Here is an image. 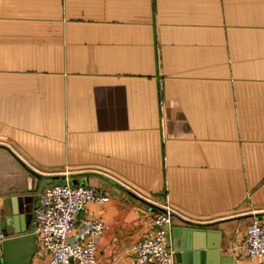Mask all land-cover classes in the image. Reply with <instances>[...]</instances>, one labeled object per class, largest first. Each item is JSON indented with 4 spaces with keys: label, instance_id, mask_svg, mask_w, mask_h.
<instances>
[{
    "label": "crops",
    "instance_id": "0c3cea01",
    "mask_svg": "<svg viewBox=\"0 0 264 264\" xmlns=\"http://www.w3.org/2000/svg\"><path fill=\"white\" fill-rule=\"evenodd\" d=\"M59 177L109 196L71 233L109 224L97 264H138L164 206L167 237L191 223L213 247L201 264H259L244 242L264 223V0H0V217L30 196L34 223ZM50 261L35 239L29 264Z\"/></svg>",
    "mask_w": 264,
    "mask_h": 264
},
{
    "label": "built area",
    "instance_id": "2783aa9c",
    "mask_svg": "<svg viewBox=\"0 0 264 264\" xmlns=\"http://www.w3.org/2000/svg\"><path fill=\"white\" fill-rule=\"evenodd\" d=\"M108 200L102 191L85 184H53L43 189L34 209V235L38 245L51 255L50 264H97L96 238L110 229L109 224L101 218L85 219L90 235L84 242L72 240L71 233L88 202ZM174 217L168 206L157 213L148 235L132 247L138 264H176L167 241V227ZM244 248L251 260L264 264V223L257 218L247 227Z\"/></svg>",
    "mask_w": 264,
    "mask_h": 264
},
{
    "label": "water",
    "instance_id": "95a60500",
    "mask_svg": "<svg viewBox=\"0 0 264 264\" xmlns=\"http://www.w3.org/2000/svg\"><path fill=\"white\" fill-rule=\"evenodd\" d=\"M54 184L67 185L68 181L59 177L56 178ZM32 199L30 196L10 198L9 202L14 203L11 214L7 213V209L2 211L0 233L7 237L3 243L4 259L7 264H29L30 257L34 252L35 235L27 234L35 229V223H31V216L33 217ZM189 224L190 226L178 231L172 229L174 237H167L168 248L170 252H173L176 264H201V257L205 255L204 250L213 249V247L205 245L204 237H201L200 240L196 239L199 234L197 230L200 228ZM168 227L170 229V226ZM175 231L178 232V237H176ZM201 234L204 236L203 232ZM23 243L28 244L29 248L26 249L24 256H21L22 258H16L14 254L21 249ZM214 253L217 254V252Z\"/></svg>",
    "mask_w": 264,
    "mask_h": 264
}]
</instances>
